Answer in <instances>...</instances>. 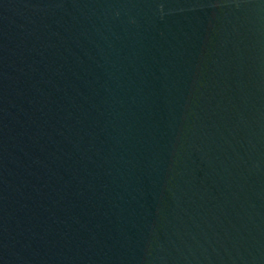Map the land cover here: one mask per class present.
I'll return each instance as SVG.
<instances>
[{"label":"water","instance_id":"water-1","mask_svg":"<svg viewBox=\"0 0 264 264\" xmlns=\"http://www.w3.org/2000/svg\"><path fill=\"white\" fill-rule=\"evenodd\" d=\"M0 264H264V0H0Z\"/></svg>","mask_w":264,"mask_h":264}]
</instances>
